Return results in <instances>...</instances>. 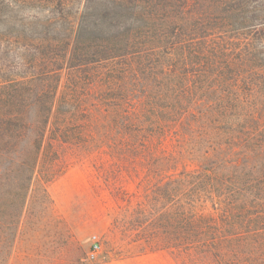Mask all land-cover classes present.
<instances>
[{"label": "trees", "instance_id": "obj_1", "mask_svg": "<svg viewBox=\"0 0 264 264\" xmlns=\"http://www.w3.org/2000/svg\"><path fill=\"white\" fill-rule=\"evenodd\" d=\"M75 2L0 0V247L99 137L147 239L264 264V0Z\"/></svg>", "mask_w": 264, "mask_h": 264}, {"label": "rangeland", "instance_id": "obj_2", "mask_svg": "<svg viewBox=\"0 0 264 264\" xmlns=\"http://www.w3.org/2000/svg\"><path fill=\"white\" fill-rule=\"evenodd\" d=\"M78 3L80 0L76 7ZM95 141L94 158H74V164L46 189L37 182L44 176L37 174L16 242L10 241L7 224L3 231L0 264H72L73 256L84 264H195V259L186 261V252L165 247L161 239L146 238L149 227L147 231L138 227L132 215L143 200L142 193L129 183L126 187L133 195L132 202L115 197L102 172L103 165L111 163L107 148L100 145L99 137ZM92 235L100 239L101 250L96 259L89 260Z\"/></svg>", "mask_w": 264, "mask_h": 264}, {"label": "built area", "instance_id": "obj_3", "mask_svg": "<svg viewBox=\"0 0 264 264\" xmlns=\"http://www.w3.org/2000/svg\"><path fill=\"white\" fill-rule=\"evenodd\" d=\"M90 241H91V246H90V249L88 251L87 258L89 260H93V259L97 258L98 253L101 250V241L97 235H92L90 237Z\"/></svg>", "mask_w": 264, "mask_h": 264}]
</instances>
